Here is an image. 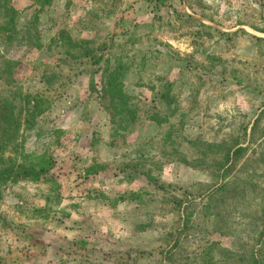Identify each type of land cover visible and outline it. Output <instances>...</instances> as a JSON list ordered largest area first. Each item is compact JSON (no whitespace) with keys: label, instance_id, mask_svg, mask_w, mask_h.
<instances>
[{"label":"rangeland","instance_id":"obj_1","mask_svg":"<svg viewBox=\"0 0 264 264\" xmlns=\"http://www.w3.org/2000/svg\"><path fill=\"white\" fill-rule=\"evenodd\" d=\"M46 1L0 34V162H52L2 181L0 264H264V0Z\"/></svg>","mask_w":264,"mask_h":264},{"label":"trees","instance_id":"obj_2","mask_svg":"<svg viewBox=\"0 0 264 264\" xmlns=\"http://www.w3.org/2000/svg\"><path fill=\"white\" fill-rule=\"evenodd\" d=\"M48 2V0L46 1ZM0 12L4 16L0 21V34L3 36V42L10 39L11 33L13 32L12 26L14 25V10L9 5L8 0H0ZM12 28V29H11ZM90 55L94 56L90 53ZM15 61L0 60V75L10 73ZM15 66V65H14ZM31 114L36 113V107L32 106ZM21 113L16 111V106L13 100L9 98H0V151L5 147L4 144L12 138L13 132L20 125ZM8 128L9 133L6 131ZM3 131H5L3 135ZM52 166L50 158L41 157L30 164H17L13 162L4 163L0 162V197H1V183L2 181H19V180H39L46 176ZM147 181L152 184H156L155 179L150 173H145Z\"/></svg>","mask_w":264,"mask_h":264}]
</instances>
